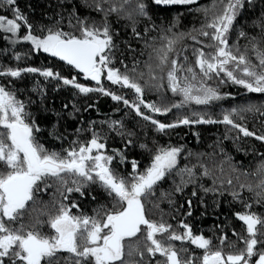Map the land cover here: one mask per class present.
Here are the masks:
<instances>
[{
	"label": "trees",
	"instance_id": "obj_1",
	"mask_svg": "<svg viewBox=\"0 0 264 264\" xmlns=\"http://www.w3.org/2000/svg\"><path fill=\"white\" fill-rule=\"evenodd\" d=\"M177 1L0 0V16L15 19L22 34L70 40L104 33L111 41L102 62L107 77L97 84L28 44L10 45L0 30V87L24 109L36 153L64 162L99 144L113 157L108 173L125 197L164 152L180 151L178 166L137 198L146 223L109 264H170V254L180 264H204L206 252L257 264L264 257V90L212 67L222 53L264 77V0ZM172 58L180 75L196 69L209 91L228 97L183 105L168 88ZM6 111L0 108L3 150L13 145ZM33 198L22 228L49 236L64 210L101 225L127 207L98 175L70 172L41 180ZM245 216L259 222L254 235ZM81 241L78 255L47 263L94 264L81 256Z\"/></svg>",
	"mask_w": 264,
	"mask_h": 264
},
{
	"label": "rangeland",
	"instance_id": "obj_2",
	"mask_svg": "<svg viewBox=\"0 0 264 264\" xmlns=\"http://www.w3.org/2000/svg\"><path fill=\"white\" fill-rule=\"evenodd\" d=\"M8 3L13 4L14 0H6ZM179 1V0H178ZM177 1V2H178ZM196 0H187V2H194ZM179 2H186L184 0H180ZM173 3V2H170ZM0 30L5 34L8 43L12 46L18 44H28L30 45L36 52H42L48 55H54V48L60 42L67 40L60 33L48 34L43 38L36 37L30 33L22 34L21 25L14 19H9L7 17L0 16ZM78 39V38H74ZM78 40L83 41H91L100 45L101 53L99 57V63L97 65L98 68H102V73H94L90 77H86L97 84H102L103 79H105L106 71H104V67L102 62L107 57V50L110 47V39L106 36V34H94L91 32H86L85 36L79 38ZM220 59H217L216 64L212 67L214 70H223L226 75L229 76V79H233L237 82V84L242 85L246 88L253 90H264V77L259 74L257 70L250 66H246L241 64V62H234L230 57L222 58V53L219 54ZM172 62L170 64L169 70L167 72V83L168 88L172 96H177L182 100V104L186 106L192 105H205L213 102H219L226 99L227 95H218L212 91H209L203 84L201 78L198 76V72L196 69L189 68L183 71L180 75L179 70L181 68L177 65V60L172 58ZM202 64V63H201ZM199 64V66H201ZM222 67V68H221ZM43 75H46L45 72H42ZM8 99L10 105H7L6 113L7 119L6 123H4L12 133V129L15 127H22L24 130L29 132V140H31L33 136V130L27 124H22L21 121L24 119V109L22 106L12 97L11 95L5 94ZM10 109H13L14 112L21 113L18 115H14ZM24 123V120H23ZM31 143V141H30ZM0 149H2L0 147ZM95 150V149H92ZM85 148L77 152L73 158H70V161H57L48 158H44L40 156L37 152L38 159L41 163L45 161H49L59 167H61V171L58 174H47V172H41L37 174L44 180L48 177H57L61 173L70 172L75 173L79 177H87L91 178L93 175H106L107 178L111 179L110 173L108 174L110 164L113 161V157L110 154H107L105 150H102L98 153H94L92 159L85 160L86 154L84 153ZM93 152V151H92ZM180 151L177 149H171L164 152L161 157L157 158V160L152 164L151 168L146 172V175L142 178V181L139 182V186H141L147 176L156 170V173L152 176L151 179H156L160 174H164V172H168L178 166L179 163ZM138 186V185H137ZM136 188V186L134 187ZM134 190L132 193H127V197L122 199L123 202L128 206L132 201H136L137 198L134 194ZM130 194V195H128ZM138 201V200H137ZM118 215V214H117ZM114 217V215L108 216L106 221L101 225H85V220L73 219L70 214V211H63L62 215L56 218L52 222L53 235L49 236L50 241H54L55 245L64 239L69 242L73 240V246L75 247V251H77L76 243L79 238H83L84 241V251L81 254L85 259H89L94 264H109L115 261L118 257H115L114 254L105 248L106 240L111 236L112 233V224L110 219ZM77 224L78 231L73 232V226ZM97 229H100V232H97ZM83 231V232H82ZM85 231V232H84ZM86 235L84 236V234ZM62 238V235H64ZM203 239V238H201ZM193 239V241H195ZM205 243L207 242L203 239ZM58 249V248H57ZM122 250V248H121ZM59 251V250H58ZM58 251H54L52 254H57ZM79 252V251H78ZM75 252L72 255H76ZM50 256V259L59 257L56 255ZM78 255V253H77ZM121 256V254H120ZM52 257V258H51ZM48 258V259H49ZM120 258V257H119ZM49 259V260H50ZM170 264H180L174 255L170 254ZM242 261L241 258L231 257V256H223L220 253L214 252L212 254L206 252L204 257V264H238ZM49 264V263H48ZM244 264H250V259L246 260ZM257 264H264V257H262Z\"/></svg>",
	"mask_w": 264,
	"mask_h": 264
},
{
	"label": "water",
	"instance_id": "obj_3",
	"mask_svg": "<svg viewBox=\"0 0 264 264\" xmlns=\"http://www.w3.org/2000/svg\"><path fill=\"white\" fill-rule=\"evenodd\" d=\"M100 53L101 47L99 44L78 39L64 40L54 48L55 58L85 77H90L95 72H101L100 68H97ZM113 80L117 82L116 78ZM123 83L125 86L128 84L125 81ZM28 137V132L21 127H15L12 131L13 142L24 152L29 163L35 168L36 172H41L43 170L57 172L59 168L54 164L46 163L40 165L38 163L36 154L29 144ZM97 147V144L92 145V149H96ZM155 173L156 170L151 172L143 185L135 189L136 197H139L145 189L150 188L161 178L162 174L156 179H151ZM34 181V178L29 176L13 177L7 180L3 186L7 200L11 202L14 201L15 198H18V204H24L29 198L30 189ZM103 181L117 196H122L123 188L114 180L103 179ZM241 221L246 225L250 235L256 233V228L259 224L258 220L248 216L242 218ZM111 223L113 225V234L107 240L106 247L115 257H118L121 251L122 240L135 237L139 233L140 227L146 223L142 204L137 200L132 202L125 211L113 217ZM199 242L200 241H197V244H199ZM23 245L28 253L30 264H38L41 259V254L50 250L49 244L39 242L36 238L27 239Z\"/></svg>",
	"mask_w": 264,
	"mask_h": 264
},
{
	"label": "flooded vegetation",
	"instance_id": "obj_4",
	"mask_svg": "<svg viewBox=\"0 0 264 264\" xmlns=\"http://www.w3.org/2000/svg\"><path fill=\"white\" fill-rule=\"evenodd\" d=\"M4 94H5L4 89L0 87V108L2 109L6 108L7 105H10L8 97ZM10 111L14 115L15 114L19 115L21 113V111L16 113L14 112L13 109H10ZM21 123L24 124L23 121H21ZM102 150H104V148L99 144L95 150H92L91 145L87 146L84 151V153L86 154L85 160L89 161V159H92L94 153H98ZM74 156L75 154H73L72 158ZM0 163H3L2 166L4 167V168L2 167L3 171H1L0 174H2L3 172L9 173L3 179L0 177V264H30L29 259H28L29 258L28 253L25 250L24 245H23L24 242L29 238H36L39 242L49 244L50 250L48 252L41 254V259L38 264H48L47 261H49L50 256L54 255L52 254L54 253V251L59 250L58 253L54 255V257L56 255L63 256L64 254L75 252V247L73 246V243H74L73 240H70L69 242H67L64 239H62L58 243V245H55L54 241L49 240V234L45 232L46 230H42V232L40 230H37L34 232V230H28V228L27 230H25V228H22V226H24L23 216L27 211H29L28 206L29 204H31V202L34 199L33 198L34 188L41 181V178L37 176V174L43 171L47 172V174H51V173L58 174L60 173L62 168L58 166L59 170L57 172H53L51 170H43L41 172H36L35 168L29 163L24 152L14 143L11 149L0 150ZM38 163L46 164V163H51V162L45 161L41 163L38 159ZM24 176L33 177L35 180L32 188L30 189L28 200L24 204H21V205H19L17 202L18 198H15V200L11 202L8 201L6 198L5 192L3 190L4 183L10 178H13V177L18 178V177H24ZM104 176L106 179H109L106 177V175ZM111 219H110V222H111ZM5 222H10L9 230L7 227H4ZM85 225H89L87 221ZM78 229L79 228L77 224H75L73 226V232H77ZM97 232H100V229H97ZM112 234H113V225H112L111 236ZM64 236L65 234L62 235V238H64ZM106 242H105V248L108 249L106 247ZM76 244H78V242Z\"/></svg>",
	"mask_w": 264,
	"mask_h": 264
},
{
	"label": "bare ground",
	"instance_id": "obj_5",
	"mask_svg": "<svg viewBox=\"0 0 264 264\" xmlns=\"http://www.w3.org/2000/svg\"><path fill=\"white\" fill-rule=\"evenodd\" d=\"M55 166H57V165H55ZM58 167V166H57ZM101 179H102V181H103V179H106L105 178V176L104 175H101ZM103 183H104V181H103ZM136 189V188H135ZM245 217H248V216H245ZM113 218V217H112ZM242 218H244V217H242ZM242 218H241V220H242ZM242 222V221H241ZM245 225V224H244ZM246 226V225H245Z\"/></svg>",
	"mask_w": 264,
	"mask_h": 264
}]
</instances>
